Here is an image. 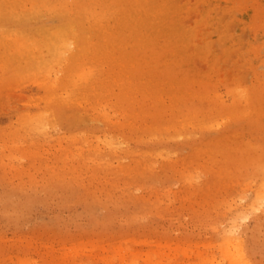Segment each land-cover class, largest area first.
<instances>
[{
    "label": "rangeland",
    "instance_id": "obj_1",
    "mask_svg": "<svg viewBox=\"0 0 264 264\" xmlns=\"http://www.w3.org/2000/svg\"><path fill=\"white\" fill-rule=\"evenodd\" d=\"M247 156L264 167V0H0V264H228L227 231L264 264Z\"/></svg>",
    "mask_w": 264,
    "mask_h": 264
},
{
    "label": "bare ground",
    "instance_id": "obj_2",
    "mask_svg": "<svg viewBox=\"0 0 264 264\" xmlns=\"http://www.w3.org/2000/svg\"><path fill=\"white\" fill-rule=\"evenodd\" d=\"M141 11H142V13L146 14L145 11H143V10H141ZM133 23L136 26L143 25L142 15L139 14V10L137 11L136 18L133 20ZM99 28H100L99 30L103 29V27H101V26H99ZM122 33H123V35H125V29L122 28L121 26H119V28H116V30L114 32H111V31L106 32V36L103 38V41L105 42V45L107 46V51L104 52L106 54V56H109L111 54L113 48L115 50H119V46L122 45V40L120 38ZM113 35H116L119 38L118 39L113 38ZM139 37H142V38H139ZM139 37L133 39V40H135V47L136 48L148 46L150 44V41L148 39L146 41H142L143 40L142 35H140ZM120 55L122 56V54H120ZM172 90H174V89L172 88ZM129 91H130V99L128 101L129 104L127 106V108H129V113L127 114V118L129 120H131V122H137L139 120H145V116L147 115V113H146L147 109H145L143 106L140 105L139 100L135 97L134 93L132 92V88ZM200 101L201 102L206 101L204 98V95L200 96ZM209 103H210V101L208 100L207 104H209ZM240 113L245 114L246 112H240ZM193 114L195 115V118L197 119L196 121L199 124H204V125L206 124L205 120L203 118L198 119V117L196 116L197 114H195V113H193ZM157 117H159L157 114L152 116V118H154L153 119L154 122L158 123L159 120H156ZM101 142L107 144L110 152L113 150V146H112L113 143H111L108 139L101 141ZM111 153H114V152H111ZM247 157L249 159V160L247 159V161L252 162V160H253L255 165H257V166L261 165V168H264L263 162H261V160L252 159L250 156H247ZM235 161L237 163H242L241 160H238V159ZM139 163L140 164L138 166H140L139 168H142V170H144L145 168H151L149 166V162H147V161H143V162L139 161ZM127 168H137V167H127ZM239 218L240 217H236L234 220L235 228L238 227L236 220H238ZM230 232H232V231H230ZM230 232H228V231L223 232V239L225 240L224 242H225V247H226V249L223 252L224 260H226L228 262V264H249L246 257L244 256L243 252H241L240 249L238 248L239 244L237 243V241H235V238L230 235ZM117 248L119 249V247H117ZM119 251H122L121 257L123 259L122 262H124V264H135L134 263L135 259H134L133 255L128 254V252L124 249L119 250ZM145 261L147 263H149V258H147ZM199 264H203V263H199Z\"/></svg>",
    "mask_w": 264,
    "mask_h": 264
}]
</instances>
